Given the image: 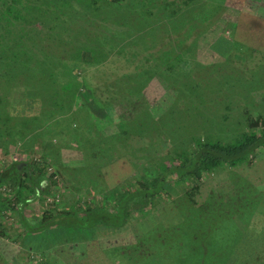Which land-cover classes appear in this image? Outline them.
Returning a JSON list of instances; mask_svg holds the SVG:
<instances>
[{
  "label": "trees",
  "instance_id": "obj_1",
  "mask_svg": "<svg viewBox=\"0 0 264 264\" xmlns=\"http://www.w3.org/2000/svg\"><path fill=\"white\" fill-rule=\"evenodd\" d=\"M214 1L217 4L214 6L210 3L209 12L201 17L199 11L205 9L201 0H179L177 7L171 0H151L148 5H143L142 0H0V146L6 147L12 143L26 152H34L35 147L36 153L44 155L49 144L53 146L47 154H51L53 148L59 151V155L64 148L76 149L79 157L73 164L77 172L67 184L71 186L76 177L83 181L87 179L88 183L92 181L89 165L97 166L100 171L106 164L122 156L133 164V173L136 175L134 182L129 180L118 187H109L104 182L103 191L101 185L85 194L84 189H79V197L60 202L63 208L54 210L55 213L44 210L35 225L26 222L23 216L24 204L32 198L51 193L52 185L56 182L54 175L62 176V172L56 170L46 175L51 166L46 156L41 157V160L30 157L24 161H11L0 170V183L8 184L12 189L11 194L7 193V189H0V196L12 198L10 201H14L23 227L27 226L32 232L38 231L41 236L44 234V243L34 248L44 259L63 260L65 254L81 256L83 251L75 249L79 244L102 231H125L129 227L130 218L136 214L135 229L143 233L147 228L154 227L158 234L155 232L153 243L158 248H165V255L176 252L174 249L178 246L174 244L179 242L174 241L176 237L180 238L181 234L185 237V245L189 247L184 249L186 256L183 252L185 264H264L261 248L253 261L244 259L240 246L247 242L243 237L229 234L225 239L221 237L218 245L213 244L211 239V244H206V236L212 233L198 236V221H211L213 227H218L220 220L202 218V205H196L195 221H186L187 214H182L180 210L182 206L181 209L188 213L189 207L194 206L195 196L199 194L205 174L220 166L234 167L249 159L253 153L264 151V120L260 115L250 117L248 128L236 133L229 141L207 139L200 135L190 136V144L186 147L170 148L165 142L169 138L165 130L148 133V125L145 124V127L141 120L145 112L153 113L152 104L144 95L146 74L154 75L163 86L174 90L173 99H176L177 106H180L185 95H191L186 99L195 103L201 102L205 94L214 93L213 87L211 91L201 90L197 95L192 91L182 92L183 85L189 86L191 83L187 81L183 66L179 68L180 63L175 60L177 56H183L181 53L172 49L161 52L163 66L150 63L152 59L134 66L132 63H123L129 69L119 73L106 72L101 87L84 77L87 65L99 68L105 65L109 54H118L123 57L122 60H129L133 55V45L135 48L140 47L138 42L148 38L152 40L160 33L168 35L162 31L164 27L167 30L169 26L172 29L180 27V33L176 34L175 39L184 37L187 48L192 51L201 39H205L202 40L205 46L214 45L220 40L219 35L230 28L229 23L234 24L235 20V16H224L229 11L222 13L225 7L231 6L228 1L227 4L226 0ZM231 7L235 10V7ZM260 7L264 16V2ZM179 17L186 19V25L173 21ZM83 38L86 42L78 44ZM252 50V53L257 54L256 49ZM228 63L231 69L233 63ZM198 67H195L198 81L196 86L204 87L203 82L199 83L198 80L204 77L212 80L209 82L210 87L217 80V77L212 78V75L215 76L213 71L220 73V65L210 72ZM184 69L188 71L185 66ZM119 74L121 78L112 80V77ZM221 83H225L224 90L232 91L233 87L227 86L226 79ZM35 84H38L37 87ZM109 85L111 92L117 96L114 101L102 97ZM36 88L39 93H35ZM5 89L9 92H5ZM55 89L58 91H53ZM26 90L30 93L27 96L30 97L27 98L28 107L22 105L24 98L20 99ZM10 92L11 100L15 101L12 105L9 104ZM173 99L171 101L174 102ZM220 102L225 110L222 117L229 120L230 114L227 111L231 110L228 107L231 101L221 98L217 103L220 105ZM17 105L22 106L21 110L12 113L10 110ZM196 114L199 116V112ZM96 124L98 130L93 127ZM91 128L110 135V138L94 135ZM118 147L122 148L119 155L113 153L108 156L111 149ZM230 180L226 178L225 181L232 183ZM63 185L66 187L65 183ZM180 187L185 189L182 194H179ZM248 189V197L258 190L254 186ZM238 192L243 193L242 190H236L235 197H239ZM220 195L223 194L218 192L217 197L220 198ZM173 196L177 197L170 201L176 208V214L181 213L183 221L178 224L169 221L164 226L163 216L151 205L160 204ZM7 197L2 198L3 201L8 200ZM254 220L257 221L256 216ZM145 222L153 224L147 226ZM216 233L214 230L213 234ZM135 240L141 244L148 243L147 239ZM261 240L264 243V238ZM236 241H240L238 245ZM61 243L70 250L61 255L49 251ZM221 252L223 255L220 257L225 258L224 263L217 258V253ZM168 259L163 264H167Z\"/></svg>",
  "mask_w": 264,
  "mask_h": 264
},
{
  "label": "rangeland",
  "instance_id": "obj_2",
  "mask_svg": "<svg viewBox=\"0 0 264 264\" xmlns=\"http://www.w3.org/2000/svg\"><path fill=\"white\" fill-rule=\"evenodd\" d=\"M171 1H173L176 7L179 5V0ZM227 1L231 6L235 7V10L231 6L225 7L222 13L224 14L229 11L228 14H224V16H235L234 24L229 23L230 28H226V30L219 35L220 40L215 42L214 45L205 46L202 41L205 39H201L200 44L196 45L195 50L192 51L187 48L186 41L183 39L184 37L180 40L175 39L177 38L176 34L180 33V27L172 29L169 26V30L164 27L162 31L168 33V35L160 33V35L153 37L152 40L148 38L146 41H137L140 47L135 48V45H133L131 53L133 55L129 60H122L123 57L118 56V54L117 56L115 54H109L107 61L104 63L105 65L99 68H93L94 65H87V73H84V77L91 83L101 87L103 85L102 77L107 75L106 72L119 73L129 69L126 65L131 63L133 66L142 64L148 59H152L150 63L163 66L164 64H161V52H166L171 49L175 52L178 51V53H181L183 56H181V58L177 56L175 60L180 63L179 68H181V65L183 66V70L187 73L185 75L187 81L191 83L189 86L183 85L182 92L186 93L192 91L193 94L197 95L201 90L211 91V87H213L214 93L212 95L205 94L201 102L195 103L189 102L186 99V97H191V95H185V98L180 101V106H177L175 105L176 99H173L175 97L174 90L167 89L166 86H163L161 82H159L160 80L154 77V75L146 74L144 78V81H146L144 95H146L152 104L151 110L153 113L147 111L141 116L143 125H148V127L145 126L149 128L148 133L161 129L165 130L169 135V138H167L165 142L170 148L186 147L190 144V136L197 137L200 135L207 139L212 138L221 141L231 140L236 133L248 128L247 123L250 117L259 114L264 120V16L260 7L264 0H226V4ZM142 2L143 5H148L151 3V0H142ZM201 3L205 7V9L199 11V15L202 17L209 12L210 3L215 6L217 1L209 0L207 2L206 0H201ZM66 13H68L67 10ZM72 15L74 14L72 13ZM173 21H178L181 25H186V19L184 18H174ZM155 26L156 25H153V27ZM40 27V24H38V28ZM158 33L159 32H155L154 34ZM185 34H187V31ZM85 42L86 40L83 38L78 44ZM121 48H124V46H121ZM252 48L256 49L257 54L252 53ZM73 52L74 51H72V53ZM261 54H263V56H261ZM229 57H231L232 61ZM228 62H232L233 66H235L233 67L231 65L230 69ZM123 63H126V65ZM219 65L220 73L222 74L214 70L215 76L212 75V78L217 77L216 81L221 80L219 83L213 81V84L208 87L209 82L212 80L203 77L204 79L201 78L198 80L199 83L203 82L204 87L196 86L198 81L196 80L195 67L199 68L198 66H200L205 72H210ZM184 66L188 71L184 69ZM208 74L210 76V73ZM121 77L122 75L119 74L118 76L112 77V80H117ZM223 79L227 80V86L230 85V87H233L232 91L234 93L230 91V89H228L230 92L223 89V86H225V83L224 85L221 83ZM41 81L40 79L39 83H41ZM37 85L38 84H35L34 86L37 87ZM40 86L42 88V84H40ZM25 87H27V85H25ZM36 90L37 88L35 89V93H39ZM53 91L57 92L58 90L55 89ZM5 92L8 93L9 90L5 89ZM29 94L28 90H26L20 97V99L24 98L22 100V105L25 107L29 106L27 100V98H30L27 97ZM11 97L12 94L10 92V105L15 102L11 100ZM102 97L107 99V101H114V98L117 96L111 92L109 85ZM221 98L231 101L228 105L231 110L230 112L227 111L228 114H230L229 120H225V118L222 117V114L224 115L225 113L224 105L222 102H220V105L217 103V101H221ZM172 99L174 102L171 101ZM219 106L221 109H219ZM21 108V105H17L15 109L10 111L13 113L15 111H20ZM198 112L199 116L196 114ZM93 127L96 130L99 129L98 124ZM91 129V133L98 135L100 138L101 136L103 138H110V135L106 133L102 134L93 128ZM171 140L173 141L170 142ZM73 145L76 146L74 143ZM51 146H53V144H49V148ZM2 147L3 145L0 146V170L6 167L8 163L11 162L10 160L14 161L15 159V154L12 153L13 151L11 148L3 153V151H1ZM33 150L34 152L32 150L29 152L24 150L25 153L22 151L19 155L21 157L24 156L23 159L33 157L36 160H41V157L43 158L46 156L49 159L48 163H51L50 169L47 170L46 175L50 172L55 173L57 170L62 172V176L58 174L54 175V180H56V182L52 185L51 193L46 195L42 194L39 198H32L27 201L26 205L23 207V212L29 217L26 218L28 224L36 225L37 219L41 217L44 210L55 213L54 210L58 211L62 209L63 206L59 203L79 197L81 189H84L83 193L85 194L86 192H93V188L98 185L102 186V190L104 182L109 187H118L129 180L130 182L135 181L134 176L136 175L133 173V164L129 159L122 156L106 164L100 171L97 166L89 165L88 171L90 170V179L92 180L90 183H88L87 179L83 181L81 178L76 177L75 182H72V186L67 185L71 182L69 179L74 177L77 172L73 161L77 160L79 152L74 148H64L59 155V151L53 148L51 154H47L46 151V155H44V153L41 152L36 153L35 150L37 151V148L35 147ZM119 150L122 151V148L118 147L116 149H111L108 156L113 153L119 155ZM16 160L19 159L16 157ZM226 178L229 180L231 178L232 183H226ZM92 182L94 184H92ZM63 183L66 184V187ZM0 185H2V183H0ZM243 186H245V190ZM251 186L259 190H256L253 194H249L252 201H250L247 195L248 188ZM0 189H7V193H12V189L8 184L2 185ZM180 189L179 194H182L185 189L183 187H180ZM236 190L243 191V193L238 192L240 198L234 196ZM218 192L219 194H223L220 195V198L217 197ZM54 193L60 195L56 198L57 200L54 197L56 196ZM48 195L50 197H48ZM52 197H54L53 200H47V198L52 199ZM176 197L177 196H173V198L170 197L160 204L155 203L151 205L153 209L157 208V212L160 216H163L164 226L169 224V221H171L172 224H178L183 221L181 213L178 211L179 214H176V208L170 201L176 199ZM195 201L196 203L194 206H191L192 208L189 207L188 213L181 209L182 206L180 207L182 214H187L185 216L186 221L196 220V205L198 206V204L203 206L204 212L201 215L202 218H217L220 220L218 227H213L211 221H198V225H196V227L200 228L198 236H204L209 232L213 234L214 230L217 231L216 234H209V237L206 236V244L210 245L212 242L218 245L221 243L220 238L224 236L225 239L229 234L230 236L238 238L243 237L247 242L240 246L242 250L240 253L244 259L253 261L259 255L260 248L262 249L260 254L263 255L262 258L264 259V243L261 240L264 238L263 150L253 153L250 155L249 159L234 167L220 166L212 172L205 174L201 180L199 194L195 196ZM176 206L177 208L179 207L178 205ZM135 216L136 214L130 218L129 227L125 231H102L99 234H95L97 235L95 237H89L75 248L76 251H83L80 253L81 256L76 254H65L63 257L66 261L69 259L68 264H163L164 260L167 258H169L167 264H185L183 252L184 249H189V247L185 245V237H183L181 233L179 236L180 238L176 237L174 240L179 241L174 244V246H178V248L174 249L176 252L167 253L165 255V248H158V245L153 243L154 234H158V231H154V227H149L141 233L138 228L135 229V225H137ZM255 216L257 221L254 220ZM3 224L4 225L0 224V264H64L59 258H57V261H54V258H52V260H46L42 257L40 252L34 250L36 246L44 243L42 242V240L44 241L46 239L44 234L41 236L42 234L39 235L38 231H30L27 229V226H22L20 219L15 220L8 214H6ZM152 224L151 222H145L147 226H152ZM56 231L57 230H55V232ZM136 238L147 239L150 248H148V243H138L137 240H135ZM53 239H58V237ZM238 242L240 241H236V245H238ZM55 246L51 247L49 251L56 255H61L66 250H70L62 243L56 244ZM224 248L226 249V244H224ZM184 254L186 256L185 252ZM220 255H223V252L220 254L217 253V258L219 257L218 261L224 263L225 258L223 259V256L220 257ZM74 257H76L75 262ZM58 259L60 261H58Z\"/></svg>",
  "mask_w": 264,
  "mask_h": 264
},
{
  "label": "crops",
  "instance_id": "obj_3",
  "mask_svg": "<svg viewBox=\"0 0 264 264\" xmlns=\"http://www.w3.org/2000/svg\"><path fill=\"white\" fill-rule=\"evenodd\" d=\"M9 148H11V150L13 151L12 153H14L15 154V156H14V161H24V160H27V159H23L24 158V156L23 157H21L19 154H21L22 153V149H20L19 148V145H14V144H12V143H9V144H7L6 145V147H2V149H1V151H3V153H5L6 151H8V149ZM24 152V151H23ZM25 153V152H24ZM16 157L19 159V160H16ZM30 158V157H29ZM10 161H12V160H10ZM9 164V163H8ZM5 168V167H4ZM2 170V169H1ZM5 197H7L6 195H4V196H0V224H2V225H4L3 224V220L6 218V214H8V215H10V217H13L15 220H19L20 219V215H19V213H18V210L15 208V206H14V201H10V200H12V198H8V200H6V201H3V199L2 198H5ZM5 204V205H4ZM26 205V203L24 204V206ZM23 206V207H24ZM13 209V210H12ZM23 216L25 217V218H27L28 217V215L27 214H25L24 212H23ZM32 216V215H31ZM29 218V217H28ZM21 222V221H20Z\"/></svg>",
  "mask_w": 264,
  "mask_h": 264
},
{
  "label": "built area",
  "instance_id": "obj_4",
  "mask_svg": "<svg viewBox=\"0 0 264 264\" xmlns=\"http://www.w3.org/2000/svg\"><path fill=\"white\" fill-rule=\"evenodd\" d=\"M49 169H50V167L48 168V170H49ZM48 197H50V196H48ZM54 197H55V199L57 198V196H54ZM54 197H52V199H51V198H49V199L47 198V200H48V201H51V200L54 199ZM56 200H57V199H56Z\"/></svg>",
  "mask_w": 264,
  "mask_h": 264
},
{
  "label": "flooded vegetation",
  "instance_id": "obj_5",
  "mask_svg": "<svg viewBox=\"0 0 264 264\" xmlns=\"http://www.w3.org/2000/svg\"><path fill=\"white\" fill-rule=\"evenodd\" d=\"M67 259H68V258H67ZM61 262H63L64 264H68L69 259H68V261H66V259H63Z\"/></svg>",
  "mask_w": 264,
  "mask_h": 264
}]
</instances>
